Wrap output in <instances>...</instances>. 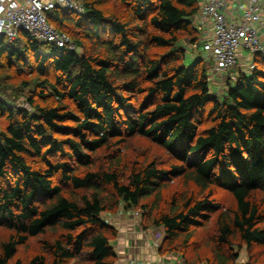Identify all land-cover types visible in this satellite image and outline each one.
Segmentation results:
<instances>
[{
  "label": "trees",
  "instance_id": "16d2710c",
  "mask_svg": "<svg viewBox=\"0 0 264 264\" xmlns=\"http://www.w3.org/2000/svg\"><path fill=\"white\" fill-rule=\"evenodd\" d=\"M80 1L82 17L47 13L75 51L26 33L15 42L0 38L5 67L36 76L24 82L30 111L0 93V229L8 232L0 264H49L43 255L17 257L49 232L56 238L43 250L51 264H116L110 240L117 231L102 214L121 208L142 210L144 229L148 221L164 231L160 252L184 264H236L237 243L264 247V55L218 96L205 59L187 65L180 45L184 37L198 43L199 0ZM109 2L123 13H106L101 3ZM135 138L160 147L170 162L143 156L127 165L122 150ZM178 179L181 187L160 205ZM214 217L207 252L188 257Z\"/></svg>",
  "mask_w": 264,
  "mask_h": 264
},
{
  "label": "built area",
  "instance_id": "2783aa9c",
  "mask_svg": "<svg viewBox=\"0 0 264 264\" xmlns=\"http://www.w3.org/2000/svg\"><path fill=\"white\" fill-rule=\"evenodd\" d=\"M232 1L240 3L237 17L227 13ZM58 8L79 17L86 13L80 0H0V38L15 42L26 33L55 49L75 51L70 35L48 22L47 13ZM201 22L208 23L212 30L203 50L214 62L215 72L224 73L236 66L241 51L264 55V9L260 0H205ZM23 107L31 110L27 104Z\"/></svg>",
  "mask_w": 264,
  "mask_h": 264
},
{
  "label": "rangeland",
  "instance_id": "374dc122",
  "mask_svg": "<svg viewBox=\"0 0 264 264\" xmlns=\"http://www.w3.org/2000/svg\"><path fill=\"white\" fill-rule=\"evenodd\" d=\"M101 8L109 15L113 13L120 14L119 12L123 13L124 11L121 7L116 6V4L110 2L101 3ZM191 38L190 37L182 38L180 45L183 48H185V50L188 47H195V46L197 47L198 43H200V41L202 40V35H199L197 44L191 43ZM198 51L205 59L204 61L208 69V74L213 75L215 77V80L219 81V82H215L213 78L209 76L210 88L212 93L218 96H223V94H225L227 90L229 79L232 81V83L235 81V78L237 77L236 72L238 67L234 66L230 68L227 73L224 74L217 73L213 69L214 62L211 60V58L203 51L202 48L199 49ZM155 52L163 53V50H155ZM78 53H82V49H79ZM251 68H249L248 70H250ZM253 68H255V64ZM35 77L36 76L31 73L24 74L22 71L19 70L17 66H14L13 69H7L5 67V61L0 60V93L3 96V99H7L8 100L7 102L13 107H18V106L23 107L24 105H26L27 98L28 95H30L31 90L28 86H25L24 82L25 81L30 82L33 79H35ZM122 154H124L125 162L127 165H130L135 161L141 160L143 156H148L149 160L156 159L161 166L166 165L170 162V157L165 151H163L160 147L155 146L154 144H152L151 142H149L144 138H135L130 140L128 144L123 148ZM122 171H125V169H123ZM181 184H182L181 179L175 180L174 182L170 183L169 187L161 192V200L159 204L163 205L164 201L168 200L178 190V188L181 187ZM221 197L224 201V205L226 208L234 206L233 199L229 194L222 192ZM162 207H164L165 210L167 209L165 205ZM118 212L113 215H117ZM131 212L134 214V217L139 219L141 226L144 229L143 227L144 212L142 210H131ZM106 216H108L109 218L112 215L102 214L103 219ZM215 218L216 217H214V219L210 222V224L207 225L205 229L200 230L197 233L195 239L193 240L195 244L192 245L190 249H188L187 252L188 257L194 258L195 254L197 253L202 256L205 255V253L207 252L205 246L206 242L215 233V222H214ZM145 224L146 225L148 224L149 227L148 229L145 228L144 230L155 229V227L151 225V222L148 223V221H146ZM118 234L119 233L117 232L115 238H111L110 240L111 243L114 242V240L118 237ZM7 238H8V232L4 229H0V249L2 243L5 242ZM55 238L56 235L52 232H49L44 236H40L38 238L32 239L27 246L19 248L17 257L21 258L22 260H29L34 255H43L47 258V262L51 264L53 259L52 255L48 251L43 250V242L45 241L53 242ZM235 251L239 253L238 254L239 258L236 260V264H264V247L253 246L249 248L245 244L237 243V246H235ZM69 264H91V263L88 262L87 260H82L79 262L73 261L70 262Z\"/></svg>",
  "mask_w": 264,
  "mask_h": 264
},
{
  "label": "crops",
  "instance_id": "0c3cea01",
  "mask_svg": "<svg viewBox=\"0 0 264 264\" xmlns=\"http://www.w3.org/2000/svg\"><path fill=\"white\" fill-rule=\"evenodd\" d=\"M260 1L264 9V0ZM199 2L201 10L194 18V26L200 35H202V40L198 43L197 47H188L186 49L185 63L187 65L196 62L202 57L198 50L201 48L203 49V43L209 39L212 34L210 25L201 22L202 7L205 0H199ZM227 13L232 17H237L241 14L240 3L238 1H232L228 5ZM254 57L255 56L250 55L246 51H241L238 54L236 65L238 69L236 74L238 75L239 72L246 74L252 73L255 69L253 68ZM249 68L251 69L248 70ZM209 76L212 77L215 82H219L215 80L213 75L210 74ZM104 220L119 233L118 237L111 243L118 257L116 264H184L180 256L171 253L162 254L160 252V247L165 237L162 228L144 230L139 219L134 217L131 211H126L124 208H121L117 215H112L109 218L108 216L104 217ZM156 244L159 246L157 247Z\"/></svg>",
  "mask_w": 264,
  "mask_h": 264
}]
</instances>
